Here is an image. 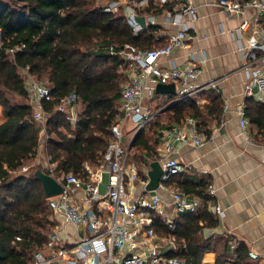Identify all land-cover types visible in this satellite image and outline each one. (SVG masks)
I'll return each instance as SVG.
<instances>
[{
  "label": "trees",
  "instance_id": "obj_1",
  "mask_svg": "<svg viewBox=\"0 0 264 264\" xmlns=\"http://www.w3.org/2000/svg\"><path fill=\"white\" fill-rule=\"evenodd\" d=\"M165 8L150 2L137 12L147 17L161 15ZM159 33L160 27L151 24L136 33L124 15L106 13L95 0H0V108L7 117L0 124V264H28L44 247L53 224L49 198L36 178V171L45 168L38 165L20 173L34 160L41 143L40 126L33 119L35 108L20 70L46 80L51 89L52 100L43 102L48 115V157L58 164L57 171L79 174L86 162L97 163L102 157L120 117L117 102L127 76L120 72L124 59L112 52L125 45L142 51L163 47L168 40ZM72 92L82 105L75 125L68 114L56 111L60 100ZM201 98L206 101L201 103ZM175 99L169 96L163 106ZM245 103L250 124L263 131L264 103L252 98ZM223 110V98L215 90L175 101L160 112L166 113V123H152L151 131H140L132 148L143 152L138 160L144 163V156H152L158 148V140L151 143L154 135L159 137L163 130L190 117L210 136L208 127L220 123ZM172 181L186 194L203 200L205 206L197 214L180 216L173 233L155 220L158 233L173 234L186 244L169 256L181 257L188 264H253L244 242H238L231 252L228 239L204 236V229L219 226L218 217L208 208L213 198L205 179L181 173ZM209 254L215 255L211 262Z\"/></svg>",
  "mask_w": 264,
  "mask_h": 264
},
{
  "label": "built area",
  "instance_id": "obj_2",
  "mask_svg": "<svg viewBox=\"0 0 264 264\" xmlns=\"http://www.w3.org/2000/svg\"><path fill=\"white\" fill-rule=\"evenodd\" d=\"M123 1L110 3L104 11L117 14L122 8L129 25L136 33L140 32L143 28L136 20L137 10L150 0ZM152 1L165 8L172 0ZM217 6L229 17H243L236 32L240 39H248L247 45L238 48L244 59V96L264 103V0H217ZM249 11L252 14L245 17ZM165 17L179 26L165 46L142 51L125 45L119 52H112L127 61L129 81L121 89L120 118L112 127V139L98 162H86L79 174L61 173L55 177V163L48 158L45 172L55 177L63 190L49 198L55 216L51 219L53 224L44 247L34 253L28 264H188L181 257L169 256V253L185 249L186 244L180 243L173 234H169L171 239L167 242L153 224L160 220L173 233L180 216L197 214L205 206L203 200L191 198L172 181L185 171L179 157L173 155L182 145L203 146L208 136L199 130L197 120L191 117L181 125L163 130L156 156L163 174L158 189L151 192L145 191L150 181L151 163L143 171L139 170L130 161V145L134 138L125 146L123 140L128 125L132 127L134 137L154 120L158 112L152 113L151 107L158 83H175L177 101L219 90L217 81L197 83L208 61L204 51L191 53L184 66L177 65L173 59L168 60L197 38L185 19H197V8L191 0H183L178 9L165 8ZM147 22L156 25V16H149ZM25 72V87L35 108L33 119L46 134L48 115L43 102L52 100L51 89L28 70ZM79 105L80 97L72 92L60 100L56 111L68 114L75 125ZM238 115L242 134L251 141L246 103L238 109ZM28 171L29 167L25 166L23 172ZM140 188L141 192L138 191ZM209 193L213 198V185L209 186ZM208 208L217 217L225 215L220 205L210 202ZM235 248L236 244L232 243L230 251L234 252ZM249 261L264 264V252L249 251Z\"/></svg>",
  "mask_w": 264,
  "mask_h": 264
},
{
  "label": "crops",
  "instance_id": "obj_3",
  "mask_svg": "<svg viewBox=\"0 0 264 264\" xmlns=\"http://www.w3.org/2000/svg\"><path fill=\"white\" fill-rule=\"evenodd\" d=\"M182 1L172 0L170 8L178 9ZM150 2L153 1L144 3L141 8L148 7ZM191 2L197 8L198 17L192 21L189 17L185 19L197 38L186 49L176 51L168 60L173 59L177 65L184 66L191 53L204 51L208 61L197 83L217 81L219 90L215 91L223 98L224 110L220 123L208 127L211 134L203 146L182 145L173 156L181 160L185 167L183 173L194 179L203 178L209 186L213 185L215 195L212 204L220 205L225 210V215L218 217L219 226L204 229V236L226 238L230 245L244 242L249 251L264 252V130L259 131L250 124L248 130L251 141L247 140L242 134L238 115V109L246 101V77L242 72L244 59L238 48L247 45L248 39H240L236 32L243 17H229L217 6V0ZM251 14L249 11L245 17ZM153 16H156V25L160 27L159 37L168 40L179 29V26L167 21L165 10L161 15ZM168 60L164 61L165 65ZM168 100L169 95L156 93L153 104H157L154 105L157 109L158 104ZM200 100L203 103L206 101L205 98ZM6 120L0 108V124ZM127 128L128 132L131 131L130 125ZM138 191L141 192L142 188ZM214 257V254H209V262Z\"/></svg>",
  "mask_w": 264,
  "mask_h": 264
},
{
  "label": "rangeland",
  "instance_id": "obj_4",
  "mask_svg": "<svg viewBox=\"0 0 264 264\" xmlns=\"http://www.w3.org/2000/svg\"><path fill=\"white\" fill-rule=\"evenodd\" d=\"M2 1H7V2H13V0H2ZM96 1V4L97 5H99V6H103V8L104 7H106V6H108L110 3H113V2H115V1H121V0H95ZM124 10L121 8L120 9V11L117 13V14H115V15H124ZM128 49V48H127ZM126 49V50H127ZM122 57V59H123V56H121ZM125 61V60H124ZM128 64H127V61H125V64H124V66H123V68H120V72H122L123 73V75H125V76H127V77H125V80L121 83V89H122V87H123V85H125L126 83H128V81H129V71H128ZM21 71V76H22V78L25 80L26 79V77H27V74H26V72L25 71H27V70H20ZM41 81H43V82H45V83H47L48 84V82L46 81V80H41ZM177 97V96H176ZM28 98H29V101L31 102V98H30V96L28 95ZM203 99V98H202ZM175 101H177L176 99H175ZM175 101H173V102H175ZM201 103H203L202 102V100H199ZM32 103V102H31ZM171 104H172V102H171ZM157 105L156 103L155 104H153V108L151 107V111H152V113H155V112H159V110H161L160 112H162L165 108V106H163V103L162 104H158L159 106H157V107H159V109L157 110L156 108H155V106ZM118 106H119V101L117 102V108H118ZM81 110H82V105L80 104L79 105V107H78V112H79V114H80V112H81ZM160 112H159V114H160ZM120 118V117H119ZM118 121V120H117ZM160 121V123H162V124H164V123H166V121H167V115H166V113H161L160 114V116L157 118V119H155V121L154 120H152L151 121V124L153 123H157V122H159ZM151 124H149L148 126H147V128H145L146 129V131L147 132H149V131H151V128H152V125ZM128 130V128L126 127L125 129H124V136H123V140H124V146H125V143H128V142H130V140L131 139H133V138H135L136 136H134L133 137V134H134V131H127ZM131 130H133L132 129V127H131ZM155 130V129H154ZM142 131V130H141ZM153 130H152V133H150V135H152L153 134ZM154 137L155 138H153L152 139V141H151V143H155V139L156 140H158L159 142V145H158V148H157V150L160 148V136L158 137V135H154ZM47 139H46V134H43L42 132H41V143H40V147H39V149H38V151H37V153H36V155H35V157H34V160L33 161H30V162H28V163H26V167H29V169L30 168H36L38 165H40L43 169L45 168V170H48V166H47V161H48V152H47ZM157 150H156V153H153V155L152 156H144V159H145V161H144V163L146 162V164H150V163H152L153 161H157V159H156V156H157ZM143 154V152H140V150H137L136 148L134 149V148H132L131 149V154H130V160H131V163H134V164H136V167L139 169V170H144V168H146V164H144V163H141L139 160H138V156H140V155H142ZM38 156H39V158H38ZM24 166V167H25ZM23 167V168H24ZM55 167H56V170L53 172V176H55V177H58V176H60L61 175V172H59V171H57V167H58V164H55ZM23 168L20 170V173H24L23 172ZM39 171V170H38ZM37 172V171H36ZM55 216L53 215V214H51L50 215V219H53ZM159 234V236L160 237H162V238H166V241L167 242H169L170 241V239H171V237L168 235V234H162V233H158ZM180 242V241H179Z\"/></svg>",
  "mask_w": 264,
  "mask_h": 264
},
{
  "label": "water",
  "instance_id": "obj_5",
  "mask_svg": "<svg viewBox=\"0 0 264 264\" xmlns=\"http://www.w3.org/2000/svg\"><path fill=\"white\" fill-rule=\"evenodd\" d=\"M136 20L142 26V28L147 27L146 17L138 16ZM156 93L158 95L176 96V84L158 83L156 87ZM134 140L135 138L133 139L130 148H132ZM150 168L151 169L148 173L150 181L145 189V191L147 192L155 191L158 189L163 174L162 166L159 161H153L150 165ZM36 178L42 183L47 198L56 196L63 190L62 185L55 179V177L43 170H39L36 172Z\"/></svg>",
  "mask_w": 264,
  "mask_h": 264
}]
</instances>
